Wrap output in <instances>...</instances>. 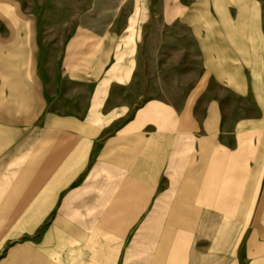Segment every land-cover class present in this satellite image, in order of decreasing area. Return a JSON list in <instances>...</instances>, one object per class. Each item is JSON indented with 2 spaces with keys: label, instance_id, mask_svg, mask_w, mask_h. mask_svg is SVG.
Wrapping results in <instances>:
<instances>
[{
  "label": "crops",
  "instance_id": "obj_1",
  "mask_svg": "<svg viewBox=\"0 0 264 264\" xmlns=\"http://www.w3.org/2000/svg\"><path fill=\"white\" fill-rule=\"evenodd\" d=\"M212 1L218 12L204 14L205 27L165 31V52L148 57L153 94L143 103L139 32L120 30V82L110 80L102 35L69 42L61 75L89 89L87 108L70 116L47 104L33 30L9 29L0 41V239L12 235V213L28 229L58 209L45 236L53 261L44 246L35 255L27 247L20 264H264V35L252 0ZM162 75L180 77L172 83L180 84L178 104L156 94V84L168 91ZM113 82L120 109L104 112ZM126 117L115 135L95 142ZM46 128L67 134L53 135L47 161ZM28 165L40 167L29 173ZM82 173L84 182L62 195ZM28 180L38 182L31 191Z\"/></svg>",
  "mask_w": 264,
  "mask_h": 264
},
{
  "label": "rangeland",
  "instance_id": "obj_2",
  "mask_svg": "<svg viewBox=\"0 0 264 264\" xmlns=\"http://www.w3.org/2000/svg\"><path fill=\"white\" fill-rule=\"evenodd\" d=\"M252 1L258 9L259 20L257 22L264 35V0ZM217 7L218 5L212 0H0V41L8 37L9 29L29 27L33 30L34 50L36 52L34 54L46 82L47 104L51 109L59 111L57 113L70 116L73 112H83L88 106L89 97L88 87L80 84H69L61 75V68L58 65V60L72 39L76 37L84 39V34H93L99 39L102 35L103 40H108L107 48L110 59L107 71L110 74V80L120 82L118 78L113 76L115 73L120 74V30L130 33L139 32L141 35L142 64L145 63L146 73L141 78L145 82L142 89L143 97L140 101L143 103L150 97V93L153 94L148 84V57L153 58V51L165 52L163 48L159 49L160 46L164 45L165 31L180 32L187 28L196 27L197 24L205 27L207 22L204 20V14L217 13ZM156 44L157 47L155 48ZM3 49L0 48V59H5ZM144 56L146 57L145 60ZM161 58H164L162 54ZM162 64L163 61L158 62V65ZM179 78L165 77L164 75L157 77V80L167 79L169 85L166 93L164 86L156 84V94L167 97L168 103L178 104L177 98L180 93L177 89L180 88V84L172 83L180 81ZM95 108L96 106H94ZM118 109H120V83L113 82L110 85L109 101L103 110L104 112H115ZM127 119L129 118L114 121L112 127L102 132L95 142H102L109 136L115 135V131ZM43 121L44 118H41L38 125H42ZM40 130L37 132L38 136L41 134ZM44 134L46 136L43 143L45 148L44 160L47 161L49 160L47 157L53 156V150H55L53 137L59 136L57 141L66 140L67 134L55 133L54 135L48 132L47 128ZM31 140L29 144H32L33 141ZM31 156L30 152L29 157ZM38 167L40 166L28 165L29 173L37 172ZM53 168L54 165L52 164H44L45 172H50ZM86 169H90V165ZM83 173L85 174V172ZM83 173L79 180L70 182L62 190V195L84 182ZM17 183L20 182H14V184ZM37 183L28 180L30 191L32 184L36 185ZM51 183L46 180L44 182L45 188L50 189ZM17 186L19 187L18 184ZM57 211L58 209L50 207L48 211L39 214L40 220L36 224L33 225V221H29L28 229H22L19 226L20 223L22 224L21 213H12L14 222L12 235L0 239V264L8 263L7 258L11 252L14 257L12 264H20L16 260V256L19 257L23 248L28 247L29 255H35L36 249L43 246L46 250H43L42 253L46 259L53 261L54 254L51 248L47 249L51 247V244L45 242V236L57 218ZM247 233L249 234V231ZM244 242V238H242L237 247V255L240 259L244 258ZM125 247L130 249V242H127ZM138 263L133 259L120 261V264ZM44 264L49 263L45 261ZM240 264H244V261H240Z\"/></svg>",
  "mask_w": 264,
  "mask_h": 264
}]
</instances>
